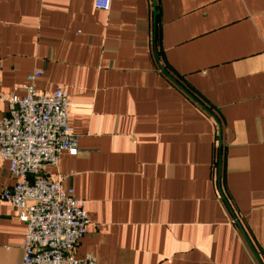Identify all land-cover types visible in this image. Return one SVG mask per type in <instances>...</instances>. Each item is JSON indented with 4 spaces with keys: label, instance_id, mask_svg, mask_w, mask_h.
<instances>
[{
    "label": "crops",
    "instance_id": "1",
    "mask_svg": "<svg viewBox=\"0 0 264 264\" xmlns=\"http://www.w3.org/2000/svg\"><path fill=\"white\" fill-rule=\"evenodd\" d=\"M33 71L70 98L78 153L41 174L84 201L77 258L264 264V0H0V97ZM24 230L0 198V264Z\"/></svg>",
    "mask_w": 264,
    "mask_h": 264
},
{
    "label": "built area",
    "instance_id": "2",
    "mask_svg": "<svg viewBox=\"0 0 264 264\" xmlns=\"http://www.w3.org/2000/svg\"><path fill=\"white\" fill-rule=\"evenodd\" d=\"M110 4L93 0V7L102 11ZM40 75L33 71L21 89L0 97L7 104L6 115L0 117V158L8 162L14 180L0 198L24 224L21 264H96L94 254L77 258L74 253L89 224L84 201L64 188L61 178L50 181L41 174L63 152L76 155L78 137L68 123L67 93L59 88L38 93L34 83Z\"/></svg>",
    "mask_w": 264,
    "mask_h": 264
}]
</instances>
